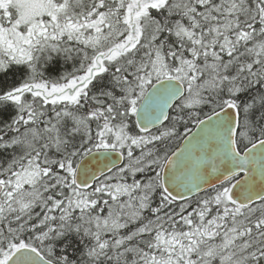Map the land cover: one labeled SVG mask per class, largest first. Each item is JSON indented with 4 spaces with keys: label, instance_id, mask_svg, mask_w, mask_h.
Returning <instances> with one entry per match:
<instances>
[{
    "label": "snow or ice",
    "instance_id": "6c2138e0",
    "mask_svg": "<svg viewBox=\"0 0 264 264\" xmlns=\"http://www.w3.org/2000/svg\"><path fill=\"white\" fill-rule=\"evenodd\" d=\"M0 264H264V0H0Z\"/></svg>",
    "mask_w": 264,
    "mask_h": 264
}]
</instances>
